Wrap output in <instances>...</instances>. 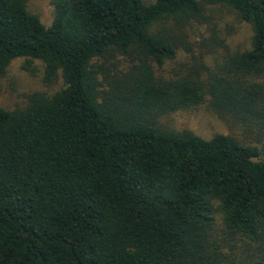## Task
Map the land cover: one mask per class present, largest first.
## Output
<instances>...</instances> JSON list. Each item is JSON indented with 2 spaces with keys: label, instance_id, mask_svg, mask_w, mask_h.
Masks as SVG:
<instances>
[{
  "label": "trees",
  "instance_id": "trees-1",
  "mask_svg": "<svg viewBox=\"0 0 264 264\" xmlns=\"http://www.w3.org/2000/svg\"><path fill=\"white\" fill-rule=\"evenodd\" d=\"M0 0V75L43 62L23 106L0 107V264H264V0ZM224 5L251 29L227 50L163 77L176 29ZM205 53H209L206 51ZM258 147L203 138L157 117L205 95Z\"/></svg>",
  "mask_w": 264,
  "mask_h": 264
},
{
  "label": "rangeland",
  "instance_id": "rangeland-1",
  "mask_svg": "<svg viewBox=\"0 0 264 264\" xmlns=\"http://www.w3.org/2000/svg\"><path fill=\"white\" fill-rule=\"evenodd\" d=\"M27 4L29 10L36 13L45 25L52 23L54 9L50 0H27ZM205 7L202 23L192 22L179 30L172 21L156 24L171 25L174 32L180 34L182 43L188 46L186 48L181 44L175 58L165 60L161 65L154 63L156 74L173 76L196 62L204 64L201 75L206 76L209 70L216 67V62L222 59L224 52L249 47L250 26L239 19L232 9L219 4H207ZM24 62L25 57L15 58L5 74L0 75V107H20L25 104L27 95L34 91L52 94L63 86L60 73L54 81H44L42 61L33 60L31 70L22 67ZM210 99L206 94L201 103L163 114L157 117V123L173 130H189L203 138H210L217 133L229 134L245 143L261 146L259 140L247 135L235 118L226 115L222 117ZM257 159L264 160V153L261 152Z\"/></svg>",
  "mask_w": 264,
  "mask_h": 264
}]
</instances>
